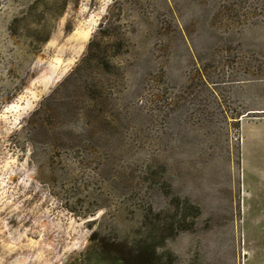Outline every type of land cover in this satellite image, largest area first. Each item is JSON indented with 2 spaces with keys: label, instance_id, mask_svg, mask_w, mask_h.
<instances>
[{
  "label": "rangeland",
  "instance_id": "1",
  "mask_svg": "<svg viewBox=\"0 0 264 264\" xmlns=\"http://www.w3.org/2000/svg\"><path fill=\"white\" fill-rule=\"evenodd\" d=\"M0 264H264V0H0Z\"/></svg>",
  "mask_w": 264,
  "mask_h": 264
}]
</instances>
